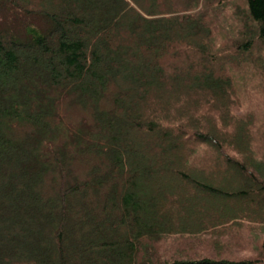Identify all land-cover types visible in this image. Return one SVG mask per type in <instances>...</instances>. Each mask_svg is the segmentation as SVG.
I'll use <instances>...</instances> for the list:
<instances>
[{
    "label": "trees",
    "instance_id": "1",
    "mask_svg": "<svg viewBox=\"0 0 264 264\" xmlns=\"http://www.w3.org/2000/svg\"><path fill=\"white\" fill-rule=\"evenodd\" d=\"M0 7L25 18L21 27L0 20V264L260 261L158 254V245L181 231L229 223L205 212L197 193L248 198L247 182L262 210L254 202L250 215L231 220L241 217L264 233V174L260 164L234 155L250 143L254 119L248 110L231 115L234 77L222 63L236 61L218 45L223 34H215L225 27L213 18L228 15L229 0H0ZM234 10L254 27L249 31L263 44L264 62V0H236ZM238 41L230 47L237 50ZM247 42L243 53L255 44ZM63 99L91 106L103 143L68 127L57 145ZM184 137L219 157L197 158L193 146L181 145ZM92 151L101 165L78 178L74 154ZM196 164L222 182L223 169H230L238 189L197 176ZM193 199L199 208L189 219ZM262 248L264 255V237Z\"/></svg>",
    "mask_w": 264,
    "mask_h": 264
},
{
    "label": "rangeland",
    "instance_id": "2",
    "mask_svg": "<svg viewBox=\"0 0 264 264\" xmlns=\"http://www.w3.org/2000/svg\"><path fill=\"white\" fill-rule=\"evenodd\" d=\"M236 0H229L230 8L226 9L228 15L222 14L218 17L213 18L215 24H220L219 27L224 28L225 30H216L215 34L218 36L220 33L222 35V42H219L218 45L223 43V46L229 47V50L232 55L231 58L236 61L235 66L231 65L229 62H223V67L230 68L232 71V76L234 77V92H231L230 99L233 102V110L230 111L231 115H238L244 112L245 110L250 111V115L253 117L254 127L251 128V137L250 143L241 149L235 151V157L237 159H241V161H248L251 163H258L259 170H261L264 174V136L261 134L264 133V62H262L263 58L261 57L259 51L263 48V44L256 40L255 35L250 32L252 30V24L244 19L241 20L239 15H236L234 10V2ZM238 1V0H237ZM16 13L8 11V9H4L0 7V20L2 19V24H6L9 19L14 23H18L19 19H25L24 14L19 13L18 15H14ZM32 17V15H28ZM35 18H41L42 15H34ZM241 20V21H240ZM226 23L231 27V29L227 28ZM232 23L234 24V29L232 27ZM20 27L23 25L18 23ZM252 39L255 41V44L252 46L251 50L243 53V49L241 44H248V40ZM232 39L241 41V44L237 46L236 49H232L230 45H232ZM220 41V40H219ZM225 41V42H224ZM246 42V43H245ZM235 43V42H234ZM250 43V42H249ZM250 48V47H248ZM228 49V48H226ZM260 66V67H258ZM150 68H148L149 70ZM112 90L114 88L112 87ZM69 100L63 99L59 105V113L62 116L63 122L61 126V132L58 134V138L55 139L57 145H61L62 141L66 138V129L71 127V130L79 129L81 127L86 133H94L93 141L95 142V138L98 134L99 129L96 127V123L94 122V118L92 116V108L91 106L81 109L80 106H73L68 104ZM103 107L108 103V101H103ZM238 106V107H235ZM235 108V109H234ZM225 124L226 119L224 116L222 117ZM212 121L211 117L209 123L211 126L219 128V121L216 123ZM223 122V123H224ZM137 141H141L139 137L134 135ZM97 138L100 142L103 143V139L101 137ZM184 143L181 145H185L186 149H189V146H193L196 149V157L202 158L205 154L208 156L219 157L218 152L211 148V150H206L203 146L193 145L194 142L188 141L187 137L182 138ZM138 143H136V148ZM140 147V145H139ZM178 150V149H177ZM87 155H79L74 154L73 170L75 176L78 178L84 179L88 176L90 165L97 163L100 164V157L94 153ZM244 152V153H243ZM226 153V150L223 151ZM174 154H171L169 157H174ZM84 161V162H81ZM188 161V160H186ZM91 163V164H90ZM221 162H217V166L220 165ZM101 165V164H100ZM191 163L189 164V166ZM195 170H193L194 174L197 176H205L211 179V182L214 183V186L220 187L226 191H229L226 184L233 185L236 183L237 176L230 172V169H223V182L220 180H216V178L212 175V172L205 171L200 168L198 164L196 166L192 165ZM199 167L200 169H198ZM107 170L106 166H100L99 169ZM230 179L231 182L227 183L224 181ZM49 180V179H48ZM220 181V182H219ZM170 187L175 189V184L172 181H167ZM226 183V184H225ZM225 184V185H224ZM240 183H236L235 187H231V191L235 192ZM243 189L247 190L250 193L248 198H231L226 199L220 196H208L203 195L201 193H197V195L205 201V212H211L213 216H216L217 219L229 220L228 224H225L222 227H217L216 229L209 228L205 231L194 230L192 233L181 231V236L173 235V237L168 238L165 242L162 241L159 245V257L160 260L163 258H168L169 260L175 256H178L180 251L189 252L192 257H212V258H227L230 260H242V259H260L259 262L253 264H264V255L262 248V240L264 237V233L261 232V228L257 227L256 232L252 231L249 228V224L245 222L244 219H240L241 217L231 220V216H241V215H250L248 212L255 211L256 205L260 204V211L262 210V200L261 197L255 193L254 187L250 184V182L243 183ZM197 196V197H198ZM89 197H94V194L91 193ZM93 199V198H92ZM96 199H93L95 201ZM257 203V204H254ZM192 208L187 211V216L189 219H192L195 213V209L199 208V203L196 200H191ZM249 225V226H248ZM176 239H175V238ZM183 240V242H179ZM162 254V255H161Z\"/></svg>",
    "mask_w": 264,
    "mask_h": 264
}]
</instances>
